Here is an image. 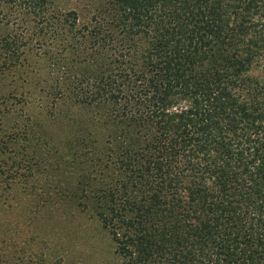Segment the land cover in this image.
<instances>
[{
  "label": "trees",
  "instance_id": "1",
  "mask_svg": "<svg viewBox=\"0 0 264 264\" xmlns=\"http://www.w3.org/2000/svg\"><path fill=\"white\" fill-rule=\"evenodd\" d=\"M7 3L40 20L16 21ZM55 3L0 0V15L15 24L0 35V90L4 65L17 70L31 64L17 63L27 59L24 48L47 54L50 76L61 72L56 35L64 40L65 30L55 34L53 24L74 30L78 48L89 35L113 48L120 41L119 50L134 48L135 60L153 71L145 76L139 66L114 65L117 74L106 65L79 82L93 101L109 103L92 116L95 140L101 135L123 148L119 153L137 176L97 206L113 212L105 220L115 228L117 220L137 224L125 233L138 252L128 250L125 263L142 256L152 264L160 255L164 264H264V82L247 74L264 57V0H95L94 27L77 8ZM46 19L52 26L43 24ZM45 29L53 34L50 51L43 45ZM183 102L188 106L179 108ZM115 129L137 140L121 145ZM38 157L33 166L44 170L46 156Z\"/></svg>",
  "mask_w": 264,
  "mask_h": 264
},
{
  "label": "rangeland",
  "instance_id": "2",
  "mask_svg": "<svg viewBox=\"0 0 264 264\" xmlns=\"http://www.w3.org/2000/svg\"><path fill=\"white\" fill-rule=\"evenodd\" d=\"M55 2L63 10L77 8L82 20L93 18L95 0ZM13 4L7 3V6L17 13L13 16L18 17L16 21L24 17L34 18L35 22L40 20L39 16L25 13L26 10ZM47 22L46 19L43 24L52 26ZM11 26L15 24L0 15V35L11 32ZM53 27L55 34L62 27L65 30L64 40L56 35V44L60 46L55 52L63 66L61 72L53 70L50 76L47 54L35 48H24L21 54L27 53V59L21 57L17 62L31 63L27 68L9 70L3 66L6 78L1 80L0 92L6 97L0 99V264H126L127 251L134 256L138 251L125 232L137 224H121L117 220L120 226L115 228L105 220L113 212L107 214L97 206L112 198L115 187L123 190L129 177L137 176H131L134 170L127 166L129 159H123L119 153L123 148L112 140L107 143L106 138L99 140L101 135L95 140L99 132L92 116L108 110L109 103L102 99L93 101L89 88L79 82L93 78L106 65L117 74L119 68L115 66L132 70L136 65L144 70L145 76L150 68L135 60L134 48L124 46L119 50L124 44L120 41L113 48L105 39L100 38L104 43L99 44L89 35L78 48L74 30L69 33L67 25L53 24ZM44 35L43 45L50 51L54 45L53 34L45 29ZM254 62L255 67L247 74L264 82V57ZM38 63L44 69L37 67ZM184 106L188 103L178 107ZM121 123L129 125L127 119ZM112 134L125 146L129 137L137 140L135 133L121 134L115 129ZM111 151L118 154L113 156ZM41 155L46 156L45 169L36 170L33 163ZM140 196L136 198L142 205L144 199ZM115 207L116 212L120 210L117 204ZM165 259L154 255L150 261L164 264ZM129 264L147 263L144 257L138 256Z\"/></svg>",
  "mask_w": 264,
  "mask_h": 264
}]
</instances>
